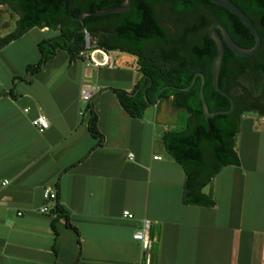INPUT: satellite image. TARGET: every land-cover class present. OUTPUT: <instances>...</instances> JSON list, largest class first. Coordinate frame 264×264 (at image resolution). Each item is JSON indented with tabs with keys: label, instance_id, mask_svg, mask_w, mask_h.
Here are the masks:
<instances>
[{
	"label": "crops",
	"instance_id": "1",
	"mask_svg": "<svg viewBox=\"0 0 264 264\" xmlns=\"http://www.w3.org/2000/svg\"><path fill=\"white\" fill-rule=\"evenodd\" d=\"M8 9L0 6V37L14 31L8 16L18 20ZM49 32L35 28L0 50V264H264V169L254 141L264 131L249 124L236 148L240 166L222 167L189 191L163 136L186 128L190 113L169 98L142 119L128 115L114 90L131 93L142 78L135 57L117 69H94L58 49L29 74ZM85 86L99 89L90 105L102 144L89 131ZM40 116L49 123L44 133L32 125ZM46 189L55 201H45ZM201 195L214 205L198 204ZM57 201L76 230L55 221ZM144 221L148 252L134 239Z\"/></svg>",
	"mask_w": 264,
	"mask_h": 264
},
{
	"label": "trees",
	"instance_id": "2",
	"mask_svg": "<svg viewBox=\"0 0 264 264\" xmlns=\"http://www.w3.org/2000/svg\"><path fill=\"white\" fill-rule=\"evenodd\" d=\"M131 1L132 7L127 13L85 17L87 31L78 33L82 25L74 17L83 12L122 6L123 0H0V6H6L18 16L15 30L0 37V50L35 28H48L57 35L39 44L40 60L27 68L31 75L42 70L58 49L66 51L71 60L79 59L88 38L98 49L135 57L142 78L131 93L114 92L121 107L133 119H142L149 107L169 98H173L175 108L190 113L186 128L165 133L163 143L185 170L188 189L192 191L196 182L205 178L210 181L223 166H240L236 151L240 114L253 111L264 117V0H231L253 21L262 45L251 58L237 57L226 48L219 86L233 98L235 109L229 116L209 120L200 99L202 78L198 77L191 87L197 74L205 75L204 97L210 112L215 114L231 108L230 102L216 92L212 83L211 70L217 47L208 35L211 26L218 22L223 24L234 41L246 49L255 46L253 36L238 18L209 0ZM187 88L190 90H179ZM90 103L89 131L102 144L98 117ZM206 185L201 184L200 189ZM185 202L191 203L187 196ZM197 203L214 205L205 195H201ZM53 212L55 221L63 219L69 229L76 230L59 201ZM55 221L53 229L57 241L59 232Z\"/></svg>",
	"mask_w": 264,
	"mask_h": 264
},
{
	"label": "water",
	"instance_id": "3",
	"mask_svg": "<svg viewBox=\"0 0 264 264\" xmlns=\"http://www.w3.org/2000/svg\"><path fill=\"white\" fill-rule=\"evenodd\" d=\"M182 1H196V0H182ZM209 1L215 6L226 10L227 12H229L230 14L238 18L240 22L245 25V27L248 29V31L253 36L255 40V46L251 49H246V48L239 46L234 41V39L231 37L227 28L219 22L211 26L208 35L210 39L214 40L216 47H217V54L213 61L212 70H211L212 83H213V86L216 92L220 94L221 96H223L224 98H226L230 102L231 108L227 111H219L215 114H212L210 112L209 107L204 97V86L206 83L205 75L202 73H199L194 77L191 87H193L196 84L198 77L202 78V86L200 89V99L202 102L203 112L207 120L215 118L217 116H229L233 113L235 109V102L233 98L229 96L225 91H223L219 86V77H220L223 62H224L226 48H228L237 57L251 58L258 53L262 45L261 37L253 21L233 1L231 0H209ZM131 7H132L131 0H123V5L119 7L99 10L97 12H83L79 17H74L82 25L78 33H85L87 31L85 21H84L85 17H90V16L91 17H102L106 15H120V14H124L130 11ZM72 8H73V5L70 6V13H72ZM87 41L89 42L90 38H88ZM179 90L188 91L190 90V88L179 89ZM246 117H261V114L259 112H253V111L242 112L239 116L240 129ZM240 140H241V137L240 135H238L236 148L239 147ZM224 167L225 166H223V168Z\"/></svg>",
	"mask_w": 264,
	"mask_h": 264
},
{
	"label": "built area",
	"instance_id": "4",
	"mask_svg": "<svg viewBox=\"0 0 264 264\" xmlns=\"http://www.w3.org/2000/svg\"><path fill=\"white\" fill-rule=\"evenodd\" d=\"M124 55L119 52L114 51H106L103 49L96 48L90 41H87L86 49L80 53L79 59L83 62L86 68H106V69H117L126 62L123 61ZM99 93V89L96 87L85 86L81 90V101L88 105L92 102L93 98ZM32 125L40 132L44 133L49 128V123L47 119L43 116L38 117L37 119L32 121ZM132 157V156H131ZM156 159V158H155ZM9 181L3 182V187L9 185ZM43 197L45 201L52 202L55 201L57 196L55 192L50 189H46L43 193ZM42 214H46L49 212V208L47 205L43 206L40 209ZM21 215V214H20ZM123 217L126 219H133L134 216L129 212H124ZM149 229L150 222L144 221L143 228L140 232H137L134 235V239L138 241L143 249L148 252L151 247V241L149 237Z\"/></svg>",
	"mask_w": 264,
	"mask_h": 264
},
{
	"label": "rangeland",
	"instance_id": "5",
	"mask_svg": "<svg viewBox=\"0 0 264 264\" xmlns=\"http://www.w3.org/2000/svg\"><path fill=\"white\" fill-rule=\"evenodd\" d=\"M8 11H9V13L14 14L10 9H8ZM5 24L12 25L14 27L13 30H15V28H16V25L13 24V22L10 20V17L9 16H8L7 22ZM36 34H37V32L34 33V35L33 34L30 35L28 37V39H26V41H24V44H27L26 48L29 45H31L32 40H33L34 36H36ZM54 35L55 34L53 32H49V33H46L45 34L44 38L48 40L51 37H54ZM90 43H91V39H90ZM124 57L130 58L132 56L124 55ZM128 58H125V60H127ZM58 60H61V59L59 58ZM149 110H151V109H149ZM249 124L256 125V126L260 127L262 131H264V122H262V119L261 118H259V117H246L244 119V121L242 123V126H241V129H240V134H239L240 137H242V134H243V136H247L248 135L247 128H248V125ZM184 129H185V127L179 128V129H177V127L176 128L175 127L174 128H171L172 131H183ZM259 140H260V143H259V145H260V149H259L260 150L259 151V154H260V164H261V167L264 169V136L262 135L259 139H256L254 141L255 142H259ZM240 143H241V140H240ZM240 143H239V145H240Z\"/></svg>",
	"mask_w": 264,
	"mask_h": 264
}]
</instances>
